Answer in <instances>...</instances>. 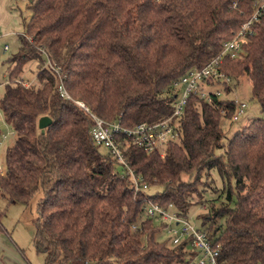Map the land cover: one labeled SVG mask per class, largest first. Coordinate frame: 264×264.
Listing matches in <instances>:
<instances>
[{"label":"trees","instance_id":"16d2710c","mask_svg":"<svg viewBox=\"0 0 264 264\" xmlns=\"http://www.w3.org/2000/svg\"><path fill=\"white\" fill-rule=\"evenodd\" d=\"M28 8L0 102L16 136L5 151L0 195L28 205L41 193L34 244L45 264L193 263L197 253L188 244L157 240L165 223L147 215L148 201L187 221L190 209L205 207L199 230L213 237L218 264H264L258 207L264 194L253 206L264 192V12L239 57L221 65L235 86L247 78L262 117L224 143L222 123H234L235 101L192 94L176 121L179 139L163 154L123 141L142 183L162 189L150 195L135 192L117 159L99 151L91 115L126 128L171 117L180 91L174 84L222 52L253 15L254 2L31 0ZM32 62L37 85L26 87L20 79ZM214 85L232 90L225 81H207L200 90ZM42 117L51 119L44 133ZM2 219L0 213V233L6 232Z\"/></svg>","mask_w":264,"mask_h":264},{"label":"built area","instance_id":"2783aa9c","mask_svg":"<svg viewBox=\"0 0 264 264\" xmlns=\"http://www.w3.org/2000/svg\"><path fill=\"white\" fill-rule=\"evenodd\" d=\"M252 1L255 9L253 15L241 26V29L233 39L223 44L222 52L204 68L190 71L174 84V87L179 88L180 91L174 103V111L171 117L156 124L143 123L133 128H126L121 125L120 121L110 123L95 115H91L95 122L91 135L96 145L105 149L109 155L117 159L119 165L124 169L121 173V178L127 175L131 176L135 192L147 191L149 186L142 183V178L137 176L131 169L123 154V141L143 148L147 152L160 151L162 154L167 144L178 141L179 133L176 121L181 117L189 97L192 94H200L202 97L208 95V93L200 90V84L207 81H225L230 83L231 80L221 71V65L226 58L234 60L239 57L247 36L253 34L252 26L264 12V0ZM8 49L9 47L5 46L4 51H8ZM46 66H50L57 74L60 73V69L53 68L49 61L46 62ZM20 83L30 87L23 80ZM60 92L64 97L70 99L62 85L60 86ZM77 104L88 110L84 104L80 102H77ZM246 107V104L235 101L234 122L239 121L245 115ZM2 138L5 140L7 136L3 135ZM1 145L2 141H0ZM146 213L149 217L157 218L165 223L164 230L170 236L172 246H178L182 243L191 246V249L197 255L195 261L190 264H218L219 252L215 248L213 237L208 232L199 230L189 221L171 213L170 209L166 210L151 201L147 202Z\"/></svg>","mask_w":264,"mask_h":264},{"label":"rangeland","instance_id":"374dc122","mask_svg":"<svg viewBox=\"0 0 264 264\" xmlns=\"http://www.w3.org/2000/svg\"><path fill=\"white\" fill-rule=\"evenodd\" d=\"M30 1L28 3L17 2L14 5V9L8 10V18L2 17L0 14V30L3 34L9 33V35H3L0 37V102L5 92V85L9 80V74L13 68L11 58L17 54L20 46L19 36L24 34V21H28L31 17V11L29 10ZM11 17V18H10ZM8 46L9 50L4 51V47ZM37 64L32 62L25 66V70L22 78L24 82L30 86L37 85L35 81V75L37 70ZM231 87V92H224L223 85H214L212 87H202L206 93H219L223 100H233L240 103L246 104L245 115H243L239 121L233 124L228 121L222 123V127L226 132V139L224 143H227L234 135L239 132L242 128L248 126L250 122L255 118L262 117L261 107L259 104L251 100V85L246 77H242L238 84L235 86V82L230 81L227 83ZM0 130L3 135L7 138L1 139L2 145L0 146V170L5 172L6 170V159L5 151L8 147H11L15 143L16 136L12 126L6 122L4 115L0 109ZM165 150V149H164ZM99 151L106 155L107 151L100 148ZM164 153V151H163ZM215 184L219 186V180L214 176ZM161 188H150L149 194L155 195L157 191H161ZM264 192L256 198L253 206H256L257 201L261 198ZM41 193L28 204H20L13 202L8 203L7 199L0 195V213L3 214V225L6 232L9 235L10 240L18 246L21 250L25 260L28 264H45V255L38 253L34 244L35 236V221L37 220L36 203L41 198ZM263 210H260L264 214V204L258 205ZM206 211L205 207H193L190 209L188 214V221L196 228L201 229V221L197 218L198 215ZM170 212H173L170 210ZM157 240L160 242L167 243L172 246L171 238L167 232L162 229L157 235ZM191 248L188 247V250ZM68 264H84L81 261H72Z\"/></svg>","mask_w":264,"mask_h":264},{"label":"crops","instance_id":"0c3cea01","mask_svg":"<svg viewBox=\"0 0 264 264\" xmlns=\"http://www.w3.org/2000/svg\"><path fill=\"white\" fill-rule=\"evenodd\" d=\"M29 1L31 2V0H0V14L3 12L2 17L8 18V10L14 9L17 2L28 3ZM0 33L2 35L1 30ZM3 35L7 36L9 33ZM7 234V232L0 233V264H28L21 250L10 240Z\"/></svg>","mask_w":264,"mask_h":264},{"label":"water","instance_id":"95a60500","mask_svg":"<svg viewBox=\"0 0 264 264\" xmlns=\"http://www.w3.org/2000/svg\"><path fill=\"white\" fill-rule=\"evenodd\" d=\"M51 124V119L49 117H42L39 120V128L42 130V133H44V129L47 128Z\"/></svg>","mask_w":264,"mask_h":264}]
</instances>
